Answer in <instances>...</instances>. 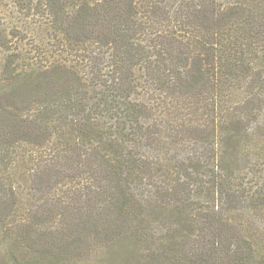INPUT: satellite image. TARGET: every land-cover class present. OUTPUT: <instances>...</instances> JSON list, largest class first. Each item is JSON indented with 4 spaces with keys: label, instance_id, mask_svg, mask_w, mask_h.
I'll return each mask as SVG.
<instances>
[{
    "label": "trees",
    "instance_id": "trees-1",
    "mask_svg": "<svg viewBox=\"0 0 264 264\" xmlns=\"http://www.w3.org/2000/svg\"><path fill=\"white\" fill-rule=\"evenodd\" d=\"M24 145L29 193L77 194L7 239L264 264V0H0V162Z\"/></svg>",
    "mask_w": 264,
    "mask_h": 264
},
{
    "label": "rangeland",
    "instance_id": "rangeland-1",
    "mask_svg": "<svg viewBox=\"0 0 264 264\" xmlns=\"http://www.w3.org/2000/svg\"><path fill=\"white\" fill-rule=\"evenodd\" d=\"M18 150L21 155L9 154V156L7 154L9 158L6 157L0 162V264H46L43 261L42 252L31 249L30 244L33 243L38 245L40 251H47L49 248H51L49 250H57L59 246L65 243L67 246L64 251L65 255L62 257L63 263L73 264L77 261L86 260L85 264H93L94 258L92 259L89 257L91 256V252L94 251V238L93 233H90V231L86 229H81L86 238L74 243L72 240H61L62 235L53 233L55 232L54 229L51 230L53 232H50V236L46 237V239H44V237L39 240L16 239L12 237L6 238L8 234H12L15 230H13L14 227H16V232L21 231L20 228L24 227L23 224L28 221L29 218H33V214L42 213L44 215H51L55 212L56 202H60L63 199L70 198L77 194L63 193L60 189L59 182L57 183L58 186L54 184V188L50 189L49 192H47L48 190H41L39 193H29L31 189H33L26 176L29 164L22 161V154L32 155L36 159L39 158L38 156L41 153L37 150H32V152H30V148L28 146L27 149V145L22 146ZM9 151H11V148ZM17 156L19 157L18 159L15 158ZM60 183L63 184V182ZM15 191H20L21 193H14ZM198 196L200 203L203 205L210 203L206 195L199 193ZM223 200L224 198H222L220 202ZM72 230L73 229L70 230V233ZM45 232L46 236L49 235L48 231ZM88 234L90 235L87 237ZM53 257L52 255L51 258ZM80 258L83 259L81 260Z\"/></svg>",
    "mask_w": 264,
    "mask_h": 264
}]
</instances>
